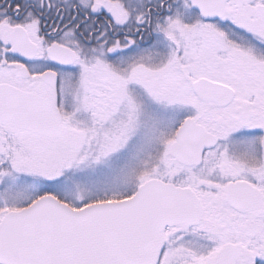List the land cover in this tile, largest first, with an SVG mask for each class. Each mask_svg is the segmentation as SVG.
<instances>
[{
  "label": "snow or ice",
  "instance_id": "1",
  "mask_svg": "<svg viewBox=\"0 0 264 264\" xmlns=\"http://www.w3.org/2000/svg\"><path fill=\"white\" fill-rule=\"evenodd\" d=\"M0 264H264V0H0Z\"/></svg>",
  "mask_w": 264,
  "mask_h": 264
}]
</instances>
